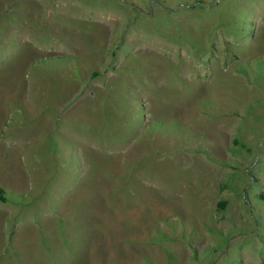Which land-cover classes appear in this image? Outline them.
Listing matches in <instances>:
<instances>
[{
    "label": "rangeland",
    "instance_id": "rangeland-1",
    "mask_svg": "<svg viewBox=\"0 0 264 264\" xmlns=\"http://www.w3.org/2000/svg\"><path fill=\"white\" fill-rule=\"evenodd\" d=\"M0 264H264V0H0Z\"/></svg>",
    "mask_w": 264,
    "mask_h": 264
},
{
    "label": "trees",
    "instance_id": "trees-1",
    "mask_svg": "<svg viewBox=\"0 0 264 264\" xmlns=\"http://www.w3.org/2000/svg\"><path fill=\"white\" fill-rule=\"evenodd\" d=\"M10 194H12V197L8 196L7 191L0 187V202L5 203V202H16V201H18L15 198L13 193H10Z\"/></svg>",
    "mask_w": 264,
    "mask_h": 264
}]
</instances>
